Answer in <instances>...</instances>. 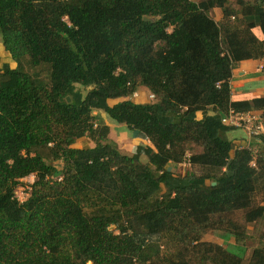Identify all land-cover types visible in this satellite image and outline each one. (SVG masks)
I'll use <instances>...</instances> for the list:
<instances>
[{"label": "trees", "instance_id": "trees-1", "mask_svg": "<svg viewBox=\"0 0 264 264\" xmlns=\"http://www.w3.org/2000/svg\"><path fill=\"white\" fill-rule=\"evenodd\" d=\"M0 43V264H264V133L240 145L222 122L264 126V94L230 88L240 64L264 71V0H0ZM105 120L141 140L130 154ZM185 152L187 173L166 167Z\"/></svg>", "mask_w": 264, "mask_h": 264}, {"label": "rangeland", "instance_id": "rangeland-1", "mask_svg": "<svg viewBox=\"0 0 264 264\" xmlns=\"http://www.w3.org/2000/svg\"><path fill=\"white\" fill-rule=\"evenodd\" d=\"M211 16L214 18V10L211 11ZM0 59L1 62H6L8 63L11 67H14L15 63L11 59L10 55L3 50L2 45L0 43ZM255 82V81H254ZM264 82V81H263ZM241 87L240 83L235 84V89H238ZM233 97H236V95H233ZM133 100L135 101H147L150 100L149 93L145 90L140 88L134 95H133ZM105 123L109 127V133L106 135V138L114 143V146L118 149L119 152L123 154H130L131 148L134 144L141 142L140 139L134 137L132 133L129 132V129L125 125H118V124H112L105 120ZM234 133H239V131H232ZM231 131L229 132L232 133ZM77 144L76 145H93L94 140L90 136H85L82 137L81 139H78L75 141ZM109 142V143H110ZM144 144H147V141L144 142ZM186 147L189 149H193L195 151L198 150L197 146L194 143H187ZM189 157V152H185V155L183 156V159L179 163H174L170 162L166 167L174 172H178L181 174H185L189 171V164L182 163L185 159ZM142 162L146 161L145 156H141L139 158ZM52 165L57 166L58 168L60 167L61 163L60 162H53ZM33 178L31 174L28 176L24 177L21 179L20 184L15 188V196L18 198L19 201H22L25 199V194H26V184L28 181H33ZM203 240H209V241H216L225 244L228 250H230L233 253H236L239 256H243L244 253H248L250 249H252L256 245V235L254 232H250L246 237L243 239L239 240L237 243L235 241V238L233 235L229 233H225L223 231H211L205 233L203 236ZM156 244L149 243L143 248V252L141 254H147L151 250L155 248ZM246 253V254H247Z\"/></svg>", "mask_w": 264, "mask_h": 264}, {"label": "crops", "instance_id": "crops-1", "mask_svg": "<svg viewBox=\"0 0 264 264\" xmlns=\"http://www.w3.org/2000/svg\"><path fill=\"white\" fill-rule=\"evenodd\" d=\"M258 64L259 61L254 60L242 63L233 69L232 80L230 83L232 97L233 95H236V97L233 98H250L255 95L264 94V71L258 67ZM236 83H240L241 87L235 89ZM254 112L260 113V111ZM232 131H239V133H234ZM232 131V133L228 134L229 137L235 139L237 144L244 145L246 142L244 132L240 128H235Z\"/></svg>", "mask_w": 264, "mask_h": 264}, {"label": "built area", "instance_id": "built-area-1", "mask_svg": "<svg viewBox=\"0 0 264 264\" xmlns=\"http://www.w3.org/2000/svg\"><path fill=\"white\" fill-rule=\"evenodd\" d=\"M262 63L263 62L261 61L259 62L258 64L259 68H261ZM222 122L229 126L242 129L245 136L247 137V141L251 140L252 137L256 135L264 133V126L261 121L260 113L258 112H254V111L240 112V111L230 110L229 113L225 117H223ZM182 163L189 164L188 158L185 159ZM31 175L32 177H34V174H31ZM31 182L32 181H28V183L25 185L27 189L25 197L27 196V193L30 189ZM14 195H15V192H14Z\"/></svg>", "mask_w": 264, "mask_h": 264}, {"label": "water", "instance_id": "water-1", "mask_svg": "<svg viewBox=\"0 0 264 264\" xmlns=\"http://www.w3.org/2000/svg\"><path fill=\"white\" fill-rule=\"evenodd\" d=\"M145 20H149L147 17H144ZM66 100L69 101V98L66 97ZM213 183V182H212Z\"/></svg>", "mask_w": 264, "mask_h": 264}]
</instances>
